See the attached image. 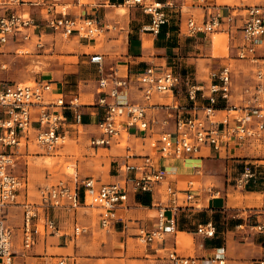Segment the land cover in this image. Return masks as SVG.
<instances>
[{
    "label": "crops",
    "instance_id": "0c3cea01",
    "mask_svg": "<svg viewBox=\"0 0 264 264\" xmlns=\"http://www.w3.org/2000/svg\"><path fill=\"white\" fill-rule=\"evenodd\" d=\"M149 1L166 2L167 0ZM67 2L71 5L72 16L80 14L96 16L103 27L104 38L102 46H98L100 40L96 37L86 40L77 35L71 36L70 39H78L70 55L77 58L72 68L76 72L88 70L86 77L78 76L77 90L68 89V81H52L54 95L62 92L66 96L71 92L79 94L83 112L81 130L78 133L70 128L67 139L75 141L78 145L80 143V146L90 153L91 149L94 150L92 155L85 157L86 160L76 159L75 171L65 173L57 182L60 179L71 180L74 174H77L79 179L93 178L98 184L122 181L127 176H133L134 173L123 171L120 167L127 160L139 164L145 155L152 156L157 166L165 167L167 177L165 181L156 184L152 192L130 190L126 205L118 209L117 215L123 222L115 223L107 231L120 233L123 236V240H120L123 247L116 246L112 238H109L107 242L96 239L97 225L104 230L100 226V211L94 212V208L100 209V207L82 204L75 212L50 208L49 217L55 218L59 230L53 233L50 229L44 228V234L37 230L34 235V244L25 249L22 240L23 203L30 200L27 199L25 191H22V185L17 202L9 206L6 215V221L13 229L15 255L12 264L16 262L41 264L45 260L61 255L76 259V264H120L123 261L126 264H172L167 258V251L173 248L178 251L180 246L191 245L189 233L194 236V247L184 248L180 252L183 255H191L194 252V255L210 257L219 252V248H224L226 264H258L260 259H264V232H259L262 235L259 234L256 238L242 237L246 241L238 240L233 234L251 232L253 224L257 219L262 218L254 213L264 208V199L258 195L264 193V158L259 157L261 154L256 146L264 143V140L234 143L220 150L204 146L198 153L183 158L163 157L152 143L163 131L174 129V119L169 118V114L176 113L178 109L185 112L192 110L185 93L187 85L183 82L177 92L158 93L149 101H145L138 82V77L148 67L155 66L162 70L173 69L183 75H190L193 82L204 87V92L208 93V87L212 82L211 74L219 71L223 66H229L232 71L230 63L225 62L240 61L237 58V51L242 41L243 17L242 19L235 17L229 5L219 7L217 3H210L209 0H201V2L200 0H173L172 4L166 7L168 22L161 26L159 33H153L146 30L151 23V16L145 13L142 7L129 6L125 0H111V3L105 6H97L95 0H89L85 5L76 3V0H67ZM123 7L127 9L124 13L120 11ZM35 9L31 8V11L35 13ZM209 13L214 16L220 14L218 28L214 31L190 33L188 20L192 18L196 20V23L201 24L209 19ZM36 18L38 23H45L40 15L36 14ZM47 29L49 28L42 26L39 29L41 31L37 30V34L33 37H37L38 40L40 32L43 41L44 35L54 34V32H47ZM224 34L228 36V46ZM10 42L17 41L10 39L8 43ZM26 42L19 43L26 44ZM4 45L0 46V50ZM228 52L229 58L225 56ZM96 53L104 55L106 72L109 73L113 69L117 71L120 78L130 80L120 100L147 105L148 116L152 120L149 130L123 131L108 146L90 144L92 137L101 136L97 123L103 116V109L96 105L103 95L99 92L98 66L90 61L91 56ZM233 53L236 58L233 57ZM258 54L264 56V42L260 45ZM245 61L255 68L249 60ZM5 66L2 65L4 68ZM233 75L232 72V89ZM232 97L233 93L231 99ZM241 98L243 103L247 104L251 95L244 93ZM107 99L110 101L111 97L107 96ZM203 99L200 97L201 102ZM231 99L230 104L233 105ZM223 114L224 112H218L217 118L220 119ZM67 115L72 121L70 111H67ZM84 117L87 121H84ZM167 119L169 123L165 124L164 121ZM124 133L128 135V143L122 147L119 144ZM123 140L125 144L127 139ZM31 145L36 144L30 143L28 146L21 147V154L12 169L15 174H17L15 169L17 162L23 154H29ZM59 147L61 145L57 149ZM101 150L102 154H99ZM128 155L132 157L127 158ZM246 164L257 169L256 177L245 186L233 184L232 182L237 180ZM48 175L49 178L52 177L50 172ZM20 177L26 184L28 178ZM195 177L202 179V186L196 188L193 181H186L188 178ZM191 182L193 185L190 184ZM208 182L212 183L211 186L207 185ZM165 184L167 188L169 186L177 189L181 194L190 188L193 189V198L185 202L177 213L178 234L168 233L162 241L140 243L138 241L140 238L137 237L139 228L155 229L158 224L160 206L171 204L172 196L168 194V189L166 192H160ZM216 192L219 193L216 194ZM171 214V209H168V217ZM43 220V211L40 210L39 221L43 222ZM208 221L216 224L217 233L214 237H204L196 233L197 226ZM16 224H21L19 229L12 226H17ZM76 224L87 227L88 230L76 236L74 234ZM239 225H242V228ZM119 252L124 254L122 258L115 257V254ZM17 258H19L18 261H16ZM0 264L6 263L0 260Z\"/></svg>",
    "mask_w": 264,
    "mask_h": 264
},
{
    "label": "built area",
    "instance_id": "2783aa9c",
    "mask_svg": "<svg viewBox=\"0 0 264 264\" xmlns=\"http://www.w3.org/2000/svg\"><path fill=\"white\" fill-rule=\"evenodd\" d=\"M172 1L125 0V3L142 7L151 16V23L146 30L159 33L161 26L168 22L166 7ZM76 3L86 4L81 0H76ZM110 3L111 0H95L97 6ZM31 8H36L37 11L33 13ZM70 9L71 5L67 0H0V46L10 39L17 42L30 41L42 26L66 38L77 35L92 40L102 34L103 27L96 16H72ZM36 14L44 19V24L37 22ZM209 14V19L201 24L189 19L187 25L190 33L217 29L220 14ZM242 34L237 58L253 63L256 80L253 87L245 89V93L251 95L246 105L230 104L233 89L229 66H223L211 74L212 82L208 93L204 92V87L193 82L190 75H183L173 69L148 67L138 77L145 101L158 93H175L183 82L187 85L185 93L192 110L185 112L174 107L178 109L176 113L169 114V118L174 119V129L163 131L152 143L161 156L183 158L198 153L204 146L220 150L234 143L264 140V105L261 103L264 98V56L258 54L259 47L264 42V4L244 8ZM39 35L40 32L35 46L41 48L44 43ZM90 61L98 66L99 92L103 94L96 104L103 109V116L97 123L101 136L92 137L90 144L108 146L123 131L149 130L152 120L148 116L147 105L120 100L130 80L120 78L116 70L106 72L103 54L92 55ZM107 96L111 97L110 101ZM200 97L204 98L203 102ZM67 111L71 112L72 121L68 118ZM218 112H224L220 119L217 118ZM82 117L79 94L71 92L66 96L62 92L54 95L52 81L37 79L34 82H0V260L4 263L12 264L15 255L13 229L7 223L6 215L9 206L17 202L18 192L23 184L22 178L12 170L21 154V147L35 143L47 151H53L65 142L70 128L80 133ZM164 122L168 124L169 119ZM129 157L132 155L127 156ZM120 168L133 172V176L114 183L98 184L93 178L79 179L74 174L71 180L60 179L57 183L44 187L40 203L24 202L23 247L28 249L34 244L40 210L43 211L44 228L56 233L59 228L55 218L49 217L50 208L75 212L82 204L98 206L101 209L100 226L108 230L115 223L123 222L117 211L126 205L130 190L152 192L155 185L165 181L167 177L166 168L157 166L150 155L143 156V161L139 164L127 160ZM256 175L257 169L246 164L236 183L245 186ZM190 184L193 185L192 182ZM192 191L190 188L181 194L179 190L168 186L167 192L172 196L171 204L160 206L157 227L153 230L140 227L137 236L144 242L152 243L164 240L168 233L176 234L177 213L185 202L193 198ZM88 199H91L90 203ZM168 209L172 211L169 217ZM254 215L262 218L257 219L252 229L264 232V208ZM87 230V227L76 224L74 234L78 236ZM196 233L214 237L217 233L216 224L213 221L200 223ZM218 250L216 254L206 257L183 255L173 248L167 251V258L172 264H226L225 249ZM41 264H76V261L72 257L61 255ZM258 264H264V259H260Z\"/></svg>",
    "mask_w": 264,
    "mask_h": 264
},
{
    "label": "rangeland",
    "instance_id": "374dc122",
    "mask_svg": "<svg viewBox=\"0 0 264 264\" xmlns=\"http://www.w3.org/2000/svg\"><path fill=\"white\" fill-rule=\"evenodd\" d=\"M210 3H217L219 7L224 5H229L233 10V15L242 19L244 14V8L249 5L256 4H264V0H209ZM82 3H88L89 0H81ZM201 2V0H200ZM188 5H191L188 3ZM73 7V6H72ZM125 11L127 10L126 7ZM37 11V9H35ZM122 13L123 10L120 9ZM203 16V14H200ZM47 32H53L51 29H47ZM226 36V42L228 46V36ZM71 37H64L59 33H54L53 35H44L43 43L44 46L38 48L35 46L37 42V37H33L31 41L28 43H19V42H10L4 45L0 50V81H18V82H34L37 79H45L48 81H68V89L77 90L78 84V76L86 77L87 71H79L76 72L72 68V64L77 62V58L71 57L72 49H74V43L77 41V38L70 39ZM99 41L98 46H102V40L104 35L101 34L96 37ZM25 44V45H24ZM230 52V49H229ZM229 52L225 56L229 58ZM233 57L236 58V55L233 53ZM232 67V72L234 73L233 77V97L232 103L235 105H246L241 100L242 95L245 93V89L249 87H253L256 83L255 80V68L251 67L245 60L235 61L229 60ZM2 65H6L5 68ZM246 94V93H245ZM250 95V93H247ZM264 105V98L261 101ZM84 121H87L86 117H84ZM127 136V137H126ZM127 139L126 143L123 144L124 140ZM128 143V135L124 133L123 138L119 146L125 147ZM258 150L260 151V156L264 158V143L256 145ZM77 148V150H76ZM94 152L93 149L90 151H86L83 149L75 141L66 139L61 147L55 149L53 151H46L44 149L39 148L37 145H31L29 154H23L22 157L16 164V173L22 177L28 178L26 184L23 181L22 191H25L27 199H29L33 203H40L42 199V191L44 187L55 184L59 178H62L65 173L74 172L77 168L76 159H80L82 161L86 160L85 157L92 155ZM26 153V152H23ZM99 154H102V150ZM264 163V162H263ZM51 173L52 177H48V173ZM193 181L195 187H200L203 185L202 179L200 178H188L186 181ZM236 184L235 182H232ZM212 183L208 182L207 185L211 186ZM167 184L165 187L161 189L160 192L167 191ZM260 198L264 199V193L258 194ZM23 197V196H22ZM20 197V199H22ZM182 198L184 196H181ZM91 202V199L88 200ZM264 206V205H263ZM62 210V209H57ZM101 211L100 209L94 208V212L98 213ZM12 224V223H11ZM17 225V224H16ZM15 229H19L20 225H12ZM38 230L39 233L44 234V224L42 221L38 222ZM178 234V233H177ZM190 234L191 245L180 246L178 251L181 252L184 248L194 247V236ZM262 235L257 230H252L251 232H245L241 234L237 232L234 233L233 236L238 238L240 241H246V239H242V237H252L256 238L257 235ZM95 237L97 240L101 241H109V238L114 240V244L116 246L123 247V244L120 243V240H123V236L115 231H107L102 230L97 225V230H95ZM138 237V236H137ZM133 240V239H132ZM140 243L145 244V242L141 239L138 240ZM194 255V252L191 253ZM124 256L123 253L119 252L115 254L116 258H122ZM258 259V258H256ZM17 258L16 261H18ZM76 263L77 260L75 259ZM15 264H19L16 262ZM21 264V263H20ZM120 264H126L125 261ZM256 264V263H255Z\"/></svg>",
    "mask_w": 264,
    "mask_h": 264
},
{
    "label": "bare ground",
    "instance_id": "6f19581e",
    "mask_svg": "<svg viewBox=\"0 0 264 264\" xmlns=\"http://www.w3.org/2000/svg\"><path fill=\"white\" fill-rule=\"evenodd\" d=\"M121 10H123V12L125 11V9L124 8H122ZM89 203V202H88Z\"/></svg>",
    "mask_w": 264,
    "mask_h": 264
}]
</instances>
